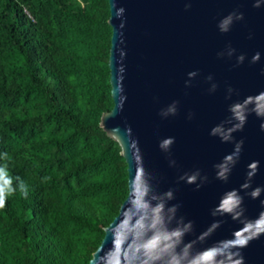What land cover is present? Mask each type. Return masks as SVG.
Segmentation results:
<instances>
[{
	"label": "water",
	"instance_id": "1",
	"mask_svg": "<svg viewBox=\"0 0 264 264\" xmlns=\"http://www.w3.org/2000/svg\"><path fill=\"white\" fill-rule=\"evenodd\" d=\"M128 194L88 264H264V0H108Z\"/></svg>",
	"mask_w": 264,
	"mask_h": 264
},
{
	"label": "trees",
	"instance_id": "2",
	"mask_svg": "<svg viewBox=\"0 0 264 264\" xmlns=\"http://www.w3.org/2000/svg\"><path fill=\"white\" fill-rule=\"evenodd\" d=\"M100 15L108 21V0H96L90 12L74 0H0V167L15 189L0 208V264H88L103 238L92 233L104 236L128 194L120 147L100 121L80 120L70 80L79 71L70 66L82 56L77 43ZM106 27L94 54L100 81L94 106L101 115L113 106ZM92 139L101 141V155L70 157L75 143ZM103 156L116 172L104 182L86 180ZM98 191L106 193L102 215L87 202L96 203ZM80 228L89 234L78 239L77 258L67 230Z\"/></svg>",
	"mask_w": 264,
	"mask_h": 264
},
{
	"label": "rangeland",
	"instance_id": "3",
	"mask_svg": "<svg viewBox=\"0 0 264 264\" xmlns=\"http://www.w3.org/2000/svg\"><path fill=\"white\" fill-rule=\"evenodd\" d=\"M83 10H92L93 6L96 3V0H74ZM108 21L103 20V17L100 15L95 23H91L88 29L84 33V37L80 38L77 45L79 52L82 54L79 61L72 64L70 68H77L79 71L77 73H73L70 76V80L76 86V95L78 96V104L81 106V119L80 120H98L100 121L101 113H99L95 108V99L100 94V81L98 74V65L96 60L94 59L95 54V45L98 39L105 34H107ZM75 27V25L73 24ZM79 36L78 34L76 35ZM77 84V85H76ZM101 141L97 139H92L87 143L79 142L75 143L73 150L70 152V157L75 159L77 155L82 154L86 156H98L101 155ZM107 157H102L101 166L94 170V173L86 180L90 181H107L108 175L114 174L116 170L112 163H110ZM68 190H71L70 188ZM106 193L100 192L96 193V203L93 200L87 199L88 204L93 205L97 213L102 215L104 212V204ZM80 233V235H79ZM103 231H95L92 233V238L96 241H100L101 237H103ZM89 233L87 229L80 228V232L75 233L72 229L67 230V236L71 241V248L73 251V255L77 258L83 255V249L81 247L79 238L87 236ZM88 259L84 261L86 264Z\"/></svg>",
	"mask_w": 264,
	"mask_h": 264
},
{
	"label": "clouds",
	"instance_id": "4",
	"mask_svg": "<svg viewBox=\"0 0 264 264\" xmlns=\"http://www.w3.org/2000/svg\"><path fill=\"white\" fill-rule=\"evenodd\" d=\"M22 190L24 189L21 184ZM15 189L12 187V179L4 167H0V208L5 206L6 200L14 193Z\"/></svg>",
	"mask_w": 264,
	"mask_h": 264
}]
</instances>
